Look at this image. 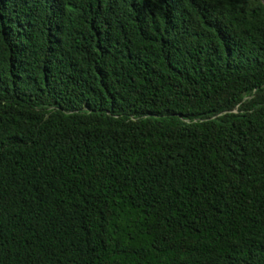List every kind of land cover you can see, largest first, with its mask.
<instances>
[{"label": "trees", "instance_id": "16d2710c", "mask_svg": "<svg viewBox=\"0 0 264 264\" xmlns=\"http://www.w3.org/2000/svg\"><path fill=\"white\" fill-rule=\"evenodd\" d=\"M0 264H264L261 0H0Z\"/></svg>", "mask_w": 264, "mask_h": 264}, {"label": "water", "instance_id": "95a60500", "mask_svg": "<svg viewBox=\"0 0 264 264\" xmlns=\"http://www.w3.org/2000/svg\"><path fill=\"white\" fill-rule=\"evenodd\" d=\"M261 2L264 4V0H261Z\"/></svg>", "mask_w": 264, "mask_h": 264}]
</instances>
